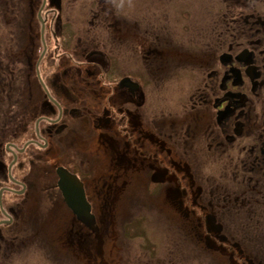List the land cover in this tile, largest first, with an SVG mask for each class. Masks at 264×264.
<instances>
[{
    "label": "flooded vegetation",
    "instance_id": "af4514ba",
    "mask_svg": "<svg viewBox=\"0 0 264 264\" xmlns=\"http://www.w3.org/2000/svg\"><path fill=\"white\" fill-rule=\"evenodd\" d=\"M227 1L222 13H199L197 26L182 23L180 37L174 35L181 42L177 51L170 36L177 33L154 23L171 24L172 13L165 10L145 22L136 13L139 6L123 9L132 19L120 14L122 0H0V24L15 21L22 32L0 53V96L9 107L24 103L25 115L38 114L33 127L39 119L46 123L25 147L12 142L4 148L10 161H0L1 198L37 199L44 192L35 207L68 211L62 245L70 258L79 253L88 264H109L116 243L128 240L116 209L124 210L126 193L137 182L152 181L154 197L182 212L193 205L174 177L264 175L257 169L264 163V13L258 3ZM72 13L85 14L78 23ZM47 20L52 27L46 30ZM92 26L95 33L88 30ZM161 32L164 42L156 35ZM171 79L188 82L190 93L175 86L165 94L156 90L157 81L171 86ZM15 81L22 84L12 86ZM146 81L150 101L161 96L164 108L140 110ZM124 92L128 101H118ZM23 124L27 132L28 120ZM30 145L33 153H27ZM210 162L213 168L206 169ZM58 169L78 181L72 207ZM19 200L4 205L1 199L0 221L13 222ZM169 252L165 247L163 255L173 264ZM92 254L101 261H88Z\"/></svg>",
    "mask_w": 264,
    "mask_h": 264
},
{
    "label": "rangeland",
    "instance_id": "374dc122",
    "mask_svg": "<svg viewBox=\"0 0 264 264\" xmlns=\"http://www.w3.org/2000/svg\"><path fill=\"white\" fill-rule=\"evenodd\" d=\"M227 3V0H122V9L120 10L123 13L120 14L126 16V18L132 19L125 11H130L134 8V6H139L138 11L136 12L138 14L141 13L139 18L144 20L145 22H152L155 12L162 13V11L165 10L167 11V13H172L171 24H166L165 19L158 20V22L154 23H158L163 27L168 25H170L169 28L172 27L173 31L177 34L174 33L170 36L173 37L174 43H178L177 51H181V42L177 41L176 37L174 40V35L179 36L180 29L182 28V23L184 25L197 26L198 20L200 19L198 17L199 13H222L223 11H225L224 7ZM256 3H258L259 8L261 7L260 9H257L262 10L260 12L264 13V0H248V4H250V6L255 5ZM76 8L78 10L80 9L79 7ZM84 14L85 13H72L74 17L73 20L81 17ZM138 14L136 16H138ZM4 19L5 17L3 13H1L0 20ZM79 21L80 20L77 19L78 23ZM51 22V20L46 21V30L52 27ZM34 23L36 24V26H39L37 20H34ZM154 23H149L148 25H154ZM15 25V21H12L10 27H8L7 24L3 22L0 24L1 54L7 53V48L13 47V43L19 38L18 34L22 33L20 28L18 26L16 27ZM13 30H17V35H15V33L11 34ZM88 30H91L92 33H95V28H93V26L92 28L88 27ZM148 35L150 36V32H148ZM156 35L161 42L167 40L166 35L163 32L156 33ZM15 47H18V45H15ZM162 47L166 48L168 46ZM125 57L128 58L127 54L125 55ZM114 68H116V66H114ZM141 69L143 70V65ZM17 70L20 73L21 67L18 66ZM171 81H173V85L171 86H169V84L161 86V84H159V81H157L156 90L158 91L159 88H162L165 94V90L171 91V88L175 86L174 89L182 92V95H188L190 93L188 90V82H175L173 79H171ZM18 83L22 84L21 81H15L12 83V86H15ZM183 84H185V86ZM144 86L146 87H143V91L144 93L147 92L144 100H146L147 103H145L144 101L143 103L141 102L142 107L140 108V110L143 111L144 109H146L147 111H151V105L152 107H158L157 110H159V107L164 108L165 98L157 96L155 99V103L153 100L150 101L151 98L148 96V90L151 87H148L147 81L145 82ZM32 89L34 90L36 88L33 87ZM126 95L127 93L124 92L118 101H128ZM33 98H35V100L38 99L37 97ZM4 100H7V97H5V95L2 97L0 96V126L2 124V117L4 118L11 116L14 114V112H16V110H22V106L24 107V103L21 102H19L18 104L13 103L12 107H5L6 102ZM7 112L9 113L6 114ZM27 113L28 115L30 113L31 116H33L31 110H27ZM34 121L35 119L28 122L29 132L33 128ZM44 126H46V123L40 122L39 127L42 128ZM28 138L29 135L27 133L25 134L21 132L18 138L14 140L9 139V142L2 143V147L4 149V147H7L8 145L13 146L11 145L12 142H15L18 146L21 147ZM34 150L35 148L30 145L27 153H33ZM2 156L3 158L1 157L0 161L3 160L5 163H7L9 156L6 155L5 152ZM206 169H209V167H206ZM217 178L218 177L214 176L213 178L207 177L204 179L207 181V183L213 180L209 184H214L215 182H217V180L214 181V179ZM28 179V181L33 180L31 177H28ZM146 183L147 179L142 180V182H137L136 190H132L131 192L126 193V207L124 208V210L122 211V209H119V207L116 209V218L118 220L117 226L121 227L123 224L126 236L129 238V241L123 240L121 238V242L116 243L114 252L110 253L109 264H154L153 261H156V263L159 262V264H168L170 262H166V256L163 255L165 247L170 250L171 254L170 252L169 254L174 256V260L171 259V261L174 262L173 264H247L239 255L233 254L231 255L232 258L228 259V256H225L219 251L213 250L205 245L207 240L204 242L201 234L195 232V228L193 229L187 222L183 221L182 216L174 210V207L171 208L170 206H167V204L163 203L161 199H156L158 201V206L154 202L150 203V206H145V201H143L145 192L147 191L148 198H152L148 193L149 191L151 192L150 188L152 190H155L154 183L151 185V187H148L147 185L151 183ZM131 186H133V184H131ZM43 195L44 192L38 193V198H41ZM154 196L155 195L153 192V197ZM19 197V203L22 204H19L21 209L15 214L14 221L11 224H14L15 230H21L22 225L20 224V218L22 217L23 219H27L29 213L33 211L32 217L29 218L32 226L27 224V230L23 233L24 238L22 236V239H24V246L28 243L29 248L26 247L25 252H22L21 254H14L11 259H7L3 264H88L86 260L80 255H77V259L70 258L69 255H66L67 249L62 245L63 239L59 242L58 237L62 238L63 236L62 229L64 226L65 217L66 215H68V211H66L65 209H58L57 212L53 214V209L47 210L48 208L46 209L44 207L41 208L43 212L42 215V213H39V209L33 208V210L32 208H29V206H31V204L33 206V203L38 199H34L36 196L34 195L32 197L30 196V194L27 197L26 195H20L15 197V199H10L9 197H7V194L4 193L2 198H0L2 199L4 205H6L16 201V199H18ZM25 199V204L28 207L23 204ZM36 210H38V214L35 215ZM131 215H133V218L130 217ZM55 217L60 218V220L55 219ZM50 220L51 225H48L47 222H50ZM55 220L57 226L55 225ZM19 235H22V233H20ZM6 236L11 237V234H7ZM207 243L211 245L212 241H209ZM107 244L112 245L113 242L109 240L107 241ZM223 248L226 250V254H228V247L224 246ZM212 251H217L219 255ZM96 258L98 259V261H101L99 257Z\"/></svg>",
    "mask_w": 264,
    "mask_h": 264
},
{
    "label": "trees",
    "instance_id": "16d2710c",
    "mask_svg": "<svg viewBox=\"0 0 264 264\" xmlns=\"http://www.w3.org/2000/svg\"><path fill=\"white\" fill-rule=\"evenodd\" d=\"M4 101L6 102L5 107H8L7 101ZM143 101L147 103L144 98L142 103ZM8 113L9 112L6 114ZM32 115L33 116H31L30 113L29 115L28 113L25 115L23 111L16 110L13 115L2 117V124L0 126L1 155L5 152L2 143L9 142V139L14 140L18 138L20 133L24 130L23 123H25V120L27 119L28 122H30L33 119L36 120L39 116L36 113H32ZM29 134V138H34V129H31ZM9 161L10 157L7 163ZM3 164L5 166V162ZM212 164L213 163L210 162V164L205 167L212 169ZM257 169H264V163L259 162V167ZM251 175L252 177L250 178L242 175L230 177L229 175L222 176L214 179V181L217 180L214 184H209L213 180L207 183L204 179L205 177H174L173 180L176 182L177 188L185 191V202L193 206L189 209L183 207L182 212L176 209V206L173 207L174 210L182 216L183 221L187 222L193 229L195 228V232L200 233L202 238L204 237V242L210 240L212 244L216 245L215 249H213V247L209 246L206 242L205 245L211 249L219 252L221 251V254L225 256H228L231 252V255L236 254L241 258L244 257L247 264H264V175ZM2 178L3 177L0 176V188L5 186L2 182ZM147 183H151L147 184L148 187H151L153 184L150 180H148ZM150 190L151 192L148 190V194L151 195L152 198H148L147 191L143 196L145 206H150V203L157 199L152 196L154 190L151 188ZM19 199L20 198H18V200ZM192 202L194 204H192ZM29 208L39 209V213L43 215L41 208H37L34 205L29 206ZM32 213L33 211L29 213L27 219L20 218V224L22 225L21 230H15L14 224L0 225V230H2L0 231V264H3L7 259H11L14 254L25 252L26 247L29 248L28 243L24 246V239H22V236L27 230V224L32 226L29 220V218L32 217ZM111 213L115 218L114 211ZM36 214H38V210H36L35 215ZM0 217L2 218L1 215ZM130 217L133 218V215ZM198 221L200 222L199 226L197 225ZM20 233H22V235H19ZM7 234H11L12 238L6 236ZM125 238L129 241L126 233ZM218 246L220 248H218ZM224 246L228 247V254H226V250L223 248ZM217 251L212 252L219 255ZM86 259L88 261L93 260Z\"/></svg>",
    "mask_w": 264,
    "mask_h": 264
},
{
    "label": "water",
    "instance_id": "95a60500",
    "mask_svg": "<svg viewBox=\"0 0 264 264\" xmlns=\"http://www.w3.org/2000/svg\"><path fill=\"white\" fill-rule=\"evenodd\" d=\"M42 28V27H41ZM37 125V122L35 123V126ZM9 146V145H8ZM7 146V147H8ZM19 152H21L22 151V149L21 150H18ZM57 173L60 175V177H61V185H60V188H61V190H62V192H63V196H64V200L67 202V204L69 205V206H73V205H76V204H74L73 203V199H72V197H73V191H74V184L76 183V182H78L77 180H76V178L75 177H72L70 174H68V173H62L59 169L57 170ZM78 191V193H79V195L81 196V197H83V191H82V188H81V186L79 187V189L77 190ZM1 192H2V190H0V197H1ZM0 201H1V199H0ZM81 201H83V200H81ZM84 210L86 211V212H89V209L86 207V208H84ZM8 222H10V218H9V221H0V224H6V223H8Z\"/></svg>",
    "mask_w": 264,
    "mask_h": 264
},
{
    "label": "bare ground",
    "instance_id": "6f19581e",
    "mask_svg": "<svg viewBox=\"0 0 264 264\" xmlns=\"http://www.w3.org/2000/svg\"><path fill=\"white\" fill-rule=\"evenodd\" d=\"M126 83H127V82H126ZM147 83H148V82H147ZM40 120H41V119H39V120L37 121V125H36V126H34V127L32 128V129H34V134H37V135L39 134V133H38V132H39V130L41 131L42 129H43V130L45 129V128H44L45 126H44V127H42V128H41V127H40V128H38V127H39V124H40ZM22 132H23V133H25V134H26V133H27V134H29V131H28V130H27V132H26L25 130H23ZM19 136H20V135H19ZM29 136H30V134H29ZM28 139H30V138H28ZM28 139H27V140H28ZM27 140H26V141L23 143V145H22L23 147H25V146H26V142H27ZM28 143H31V142H28ZM49 218H50V217H49ZM51 219H52V217H51ZM47 223H48V225H51V220H50V222H47ZM55 225L57 226L56 220H55ZM64 235H65V234H64V231H63V236H62V238H61V237H58V239H59V242H60V241H62V239H63ZM78 255H80V254L78 253ZM80 256H81L82 258H84V257H83V255H80ZM84 259H85V258H84ZM91 259H93V260H96V261H97V259H96V257H95V255H94V254H92V257H91Z\"/></svg>",
    "mask_w": 264,
    "mask_h": 264
}]
</instances>
